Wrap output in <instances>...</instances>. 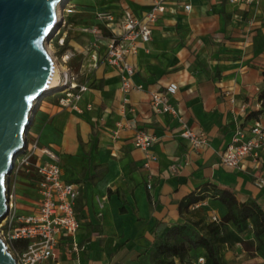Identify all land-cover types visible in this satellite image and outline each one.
<instances>
[{
	"label": "crops",
	"instance_id": "obj_1",
	"mask_svg": "<svg viewBox=\"0 0 264 264\" xmlns=\"http://www.w3.org/2000/svg\"><path fill=\"white\" fill-rule=\"evenodd\" d=\"M156 1L71 0L75 9L66 14L63 32L74 49L69 66L89 89L78 103L80 111L61 106V94L42 98L29 136L39 146L34 161L53 162L41 151L51 150L59 157L62 179L79 189V250L72 251V239H60L58 264H149L153 242L186 223L181 202L206 186L230 190L242 203L252 198L264 211V160L234 169L220 159L238 124H250L256 115L264 118L259 99L264 91V0H188L189 11L166 3L151 26V41L139 42L137 53L128 56L135 72L127 91L118 70L105 60L106 50H94L88 63L86 46L66 39L68 31L90 27L86 20L101 3L115 19L125 10L142 19ZM100 29L107 44L112 35ZM171 84L178 89L168 100L181 120L156 114L151 106V92H165ZM183 124L208 134L209 144L194 148L181 136ZM137 130L156 138L150 148L156 160L149 168L145 151L133 142ZM39 180L34 172L10 176L18 213L37 210ZM196 207L211 208L210 217L227 212L210 198Z\"/></svg>",
	"mask_w": 264,
	"mask_h": 264
},
{
	"label": "built area",
	"instance_id": "obj_2",
	"mask_svg": "<svg viewBox=\"0 0 264 264\" xmlns=\"http://www.w3.org/2000/svg\"><path fill=\"white\" fill-rule=\"evenodd\" d=\"M188 0H158L155 2L151 11L142 19L136 18L129 10H125L121 17L122 31L119 34H112L104 58L107 63L118 70L124 91L132 88L131 76L135 70L128 61V56L136 54L138 43H149L151 41V26L158 17L166 10V3H178L184 6L185 10H191L192 6ZM231 2L242 1L247 3L258 2V0H229ZM70 13L71 9L63 7V12ZM110 21L115 17L112 13L104 14ZM66 21H63V25ZM99 38H102V30L94 27L92 30ZM63 43V41H62ZM74 53L67 50L61 56L62 67L59 74V90L52 93H60L59 102L64 108L80 111L79 101L83 94L89 89L86 84L79 81L78 75L69 66L70 59ZM57 60V57H55ZM97 60V53L94 55ZM141 88V86H139ZM178 87L171 84L165 92H151V106L156 114L170 113L180 118L178 112L169 102V94H175ZM231 102H234L232 99ZM120 125V124H119ZM184 126L181 136L189 140L196 149L206 147L210 137L205 132H199ZM156 141L155 136L145 130H137L133 137L136 147L145 151L147 162L145 167L149 168L150 162L156 160V156L150 148ZM39 146L36 141H30L27 134V146L23 154L25 156L15 166V175L21 172H34L40 177L38 191L40 203L32 214H20L17 211L15 191L9 186L7 194L8 212L0 224V235L5 241L10 253L16 260V264H58L55 249L62 238L72 239V251L78 252L79 247L75 241L81 222L77 217L75 209L76 200L79 196L78 186L74 183L66 182L62 179V169L59 166V157L51 150L44 148L42 153L49 156L53 162L37 164L34 161ZM221 163L229 168L241 169L242 166L251 161L254 166H258L264 160V118L254 116L250 124H238L234 134L225 147L220 152ZM14 170V169H13ZM13 174V172H12ZM11 174V175H12ZM150 184L148 188H150ZM211 222H220L221 218L217 215L210 217ZM25 241L26 245L19 249L13 248V241ZM191 264H206V259L199 256Z\"/></svg>",
	"mask_w": 264,
	"mask_h": 264
},
{
	"label": "water",
	"instance_id": "obj_3",
	"mask_svg": "<svg viewBox=\"0 0 264 264\" xmlns=\"http://www.w3.org/2000/svg\"><path fill=\"white\" fill-rule=\"evenodd\" d=\"M60 1L0 0V224L16 158L27 146L39 102L52 93L46 90L53 58L44 42L62 25L56 22ZM0 264H16L1 235Z\"/></svg>",
	"mask_w": 264,
	"mask_h": 264
},
{
	"label": "trees",
	"instance_id": "obj_4",
	"mask_svg": "<svg viewBox=\"0 0 264 264\" xmlns=\"http://www.w3.org/2000/svg\"><path fill=\"white\" fill-rule=\"evenodd\" d=\"M259 99L264 109V91ZM208 198L219 201L226 208V214L218 223H206L203 218L192 223L190 216L201 209L196 206ZM180 211L186 214V223L170 227L153 242L147 250L149 264H191L199 256L205 257L206 264H225L221 261L220 249L235 244L242 245L245 250L254 248L257 254L264 256V211L256 200L251 198L242 203L230 190L206 186L181 202ZM248 233L253 235L252 239L243 236ZM25 245V241L19 240L12 243L16 249ZM200 249L205 255L195 256Z\"/></svg>",
	"mask_w": 264,
	"mask_h": 264
},
{
	"label": "rangeland",
	"instance_id": "obj_5",
	"mask_svg": "<svg viewBox=\"0 0 264 264\" xmlns=\"http://www.w3.org/2000/svg\"><path fill=\"white\" fill-rule=\"evenodd\" d=\"M71 0H69V3H65L63 4L62 7V11H63V7H66V9H71L72 12L75 9V6L71 5ZM102 3L100 4V7H98L96 9L97 13L95 15H89L88 19L86 20L87 23L89 24L90 27H87L85 29H81V30H75V31H68L67 37L66 39H76L78 41H80L83 45L86 46V50L88 51L89 55L87 56V62L91 63L92 62V58H93V51L94 50H106L107 48V44H106V38L104 35V33H102L104 36L103 38H99L96 33H94L92 30L94 28L95 24H99V28L104 29L107 32V36H111L112 35V30H114L116 33H119L122 31V23H121V17L118 16L116 19H114L113 21H110L107 17L104 16V14L109 12V9L105 7H101ZM70 12V13H72ZM62 13V12H61ZM67 13L66 11L62 13L61 16V22L62 25L60 27V29L57 31V33L52 37V39H50L49 41H45V47L47 48V46H49L51 49L49 51V53L51 54L52 58L55 59V57H57V63L59 64V69L58 72L60 74V71L62 69L61 65H64L63 62L59 61V54L62 51V53L64 54L66 52V50H70L73 52V48H71L70 46H67L65 41H64V30H66L67 28V24L63 25V21L66 20V14H70ZM111 30V31H110ZM103 32V31H102ZM63 41V43H62ZM100 41V42H99ZM85 43V44H84ZM65 51V52H63ZM60 93H55L53 96L59 95ZM49 96H45L43 99L47 100ZM32 127L30 128L29 132H28V137L32 136ZM25 156V154L21 153L17 156L16 158V167L18 166L19 162L23 159V157ZM16 167L13 170V174H15L16 172ZM211 208H205V209H200V211L195 214V215H191L190 216V221L192 223L198 222L201 218L204 219V221L206 223H210V214H213V211H209ZM218 214V212L216 213ZM222 218V217H221ZM4 221V220H3ZM2 221V222H3ZM233 228V226H231ZM235 229V228H234ZM249 230H252V226L249 227ZM250 232V231H249ZM245 238L248 239H252L253 235L251 233L245 234L243 235ZM197 255H205L204 250L200 249L198 250ZM220 258L221 261L225 264H264V256L262 254H257L253 249L251 250H245L243 248L242 245L240 244H235V245H225L223 247H221L220 249Z\"/></svg>",
	"mask_w": 264,
	"mask_h": 264
},
{
	"label": "bare ground",
	"instance_id": "obj_6",
	"mask_svg": "<svg viewBox=\"0 0 264 264\" xmlns=\"http://www.w3.org/2000/svg\"><path fill=\"white\" fill-rule=\"evenodd\" d=\"M66 2V0H61L60 2H58L57 7H56V22L60 21L61 16H62V5ZM47 49L50 51V47L47 46ZM51 52V51H50ZM53 72L50 78V83L48 85V88L46 91L48 92H53L55 90H59V64L57 63V61L53 58Z\"/></svg>",
	"mask_w": 264,
	"mask_h": 264
}]
</instances>
